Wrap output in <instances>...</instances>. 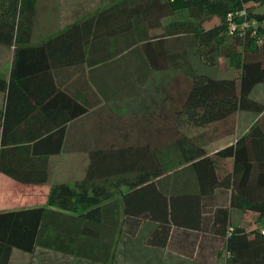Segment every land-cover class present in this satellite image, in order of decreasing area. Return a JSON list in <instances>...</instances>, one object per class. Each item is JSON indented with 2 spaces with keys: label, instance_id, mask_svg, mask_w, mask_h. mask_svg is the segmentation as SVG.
Instances as JSON below:
<instances>
[{
  "label": "trees",
  "instance_id": "trees-1",
  "mask_svg": "<svg viewBox=\"0 0 264 264\" xmlns=\"http://www.w3.org/2000/svg\"><path fill=\"white\" fill-rule=\"evenodd\" d=\"M36 3L0 0V45L14 48L9 80L0 79V91L22 86V79L49 67L95 66L142 54L148 71L178 72L158 116L203 128L205 143L231 139L239 112L264 113V104L251 97L255 86L264 85V12L255 10L264 7V0H120L60 33H49L42 45L28 46L37 34L32 30ZM241 11L248 26L242 34H230L227 17L241 23L243 17L235 15ZM212 18L218 22L207 28ZM189 50L207 66L223 59L238 76L196 75L187 63ZM177 145L185 147L184 157L173 160L168 171L177 174L187 165L183 169L193 173L197 188L165 192L163 182L172 177L159 168L163 159L135 156L132 148L93 151L82 180L53 185L47 196L46 208L68 214L73 225L70 232L63 225L61 231L70 237H44L46 208L0 213V264H8L13 249L33 253L37 246L107 264L116 234L135 237L143 219L157 223L145 242L150 247L198 264L220 259L264 264V117L211 156L186 139ZM225 159H232L228 173L221 167ZM232 210L255 214L257 228L232 224ZM182 236L183 248L177 241Z\"/></svg>",
  "mask_w": 264,
  "mask_h": 264
},
{
  "label": "crops",
  "instance_id": "crops-1",
  "mask_svg": "<svg viewBox=\"0 0 264 264\" xmlns=\"http://www.w3.org/2000/svg\"><path fill=\"white\" fill-rule=\"evenodd\" d=\"M118 1L104 0L100 9L67 20L68 8L64 7L62 0H37L36 17L32 22V30L37 34L33 38L35 41L28 46H40L41 38L49 33H60ZM76 10L73 9L75 13ZM257 12H264V7ZM167 20L162 21L163 26ZM13 49L0 45V79L5 81L9 80ZM120 56L123 57L116 62L111 60L95 66L84 62L81 65L49 67L42 73L22 79V86L0 91V213L46 208L47 196L53 185H73L82 180L88 171L91 153L110 148L118 152L132 148L129 150L135 156L163 159L164 166L159 168L165 170V176L172 177L164 180V191H192L197 184L193 173L183 169L187 165L181 166L182 170L177 174L168 171L173 160L184 157L186 149L178 146V142L186 139L196 147H203L211 156L233 145L260 116L264 117V113L239 112L235 135L231 139H213L205 143L201 138L205 131L203 128L187 125L179 118L173 121L158 116L178 72L173 69L148 71L147 60L142 54ZM125 62L130 66L129 70ZM231 73L232 77L239 74L234 70ZM257 86L251 97L264 104V97L261 101L256 96L257 92L264 93V85ZM240 114L246 115L242 123ZM221 167L224 173L230 172L232 159L223 160ZM10 174L21 179H14ZM42 176H45L44 182L40 181ZM46 209L48 229H44V237H70L65 234L70 232L68 214L53 208ZM231 222L246 225L248 231L258 226L256 216L251 212L232 210ZM62 225L67 230L65 233L61 231ZM156 226V222L143 219L135 237L128 238L118 232L107 264H125L129 250L134 252V264H157L151 258L158 255L164 260L174 259L176 264H198L177 252L146 245L147 237ZM142 232L144 236L140 237ZM177 241L182 244L185 236ZM128 243L132 249L124 248ZM184 245L186 243L179 246L183 248ZM8 264L101 263L37 246L33 253L13 249ZM216 264H225V260H217Z\"/></svg>",
  "mask_w": 264,
  "mask_h": 264
},
{
  "label": "rangeland",
  "instance_id": "rangeland-1",
  "mask_svg": "<svg viewBox=\"0 0 264 264\" xmlns=\"http://www.w3.org/2000/svg\"><path fill=\"white\" fill-rule=\"evenodd\" d=\"M62 2H64V7L68 8L67 10H68L69 16H67V18H68L67 20H72L73 17H76L77 15H83L87 12H90L93 9H96V10L100 9V7L104 3V0H62ZM70 8H72V10ZM260 8L261 7L256 8L255 10L258 11V10H260ZM73 9H77L76 13L73 11ZM1 10H3V9H1ZM217 22L218 21L216 18H212L210 21H208L205 24V26L208 28V27H211L213 25H216ZM187 63L190 65L192 71L196 75L206 76V77L213 78V79L232 78L231 72H233V70H231L230 68L227 67L226 62L223 59L220 60V63L216 67L207 66V65L202 63V61L197 57V55L194 51L189 50L188 51V57H187ZM229 69L231 70L230 73H229ZM234 72H236V71H234ZM256 96L259 97L260 100L262 101V97H264V93L257 92ZM245 116H246L245 114H240L239 121L241 123L243 120H245L244 119ZM262 116H264V115H262ZM260 118H261V116H260ZM193 129H195V128H192V129L190 128V130H193ZM143 236H144V234L142 232L140 237H143ZM124 248L125 249H132L133 247H132V245H130L128 243V245H126V247H124ZM129 251H130V254L125 255V259H126L125 264H134V263H132L133 256H135L134 252L131 250H129ZM125 252H126V250H125ZM151 259H155L157 264H176L174 259H167L166 258L164 260L163 258L161 259L160 255L153 256ZM116 264H118V262Z\"/></svg>",
  "mask_w": 264,
  "mask_h": 264
},
{
  "label": "built area",
  "instance_id": "built-area-1",
  "mask_svg": "<svg viewBox=\"0 0 264 264\" xmlns=\"http://www.w3.org/2000/svg\"><path fill=\"white\" fill-rule=\"evenodd\" d=\"M235 15L238 16V17H243V21L241 23H236V22L233 21L232 15L229 14L228 17H227V20H228V23H229V32H230V34H233L234 32L239 31V32H241L239 34H242V32L248 26V24L246 22V17H245V15H246L245 11H241L239 13H236ZM253 25H254L253 26L254 28L258 27L257 24H253ZM261 25L264 26V22H262ZM262 234H264V231H262Z\"/></svg>",
  "mask_w": 264,
  "mask_h": 264
}]
</instances>
